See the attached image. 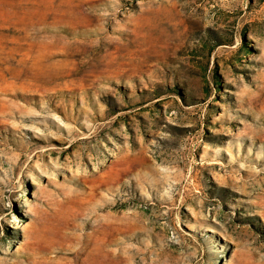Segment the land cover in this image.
<instances>
[{
	"label": "rangeland",
	"instance_id": "1",
	"mask_svg": "<svg viewBox=\"0 0 264 264\" xmlns=\"http://www.w3.org/2000/svg\"><path fill=\"white\" fill-rule=\"evenodd\" d=\"M0 264H264V0H0Z\"/></svg>",
	"mask_w": 264,
	"mask_h": 264
}]
</instances>
